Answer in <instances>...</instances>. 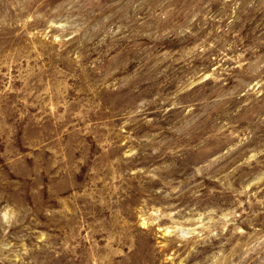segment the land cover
Segmentation results:
<instances>
[{
	"label": "rangeland",
	"instance_id": "374dc122",
	"mask_svg": "<svg viewBox=\"0 0 264 264\" xmlns=\"http://www.w3.org/2000/svg\"><path fill=\"white\" fill-rule=\"evenodd\" d=\"M0 264H264V0H0Z\"/></svg>",
	"mask_w": 264,
	"mask_h": 264
}]
</instances>
